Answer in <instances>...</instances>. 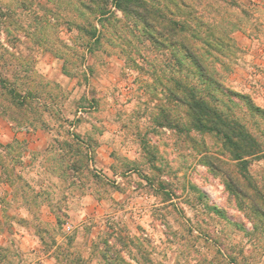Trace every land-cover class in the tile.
<instances>
[{"label":"rangeland","instance_id":"374dc122","mask_svg":"<svg viewBox=\"0 0 264 264\" xmlns=\"http://www.w3.org/2000/svg\"><path fill=\"white\" fill-rule=\"evenodd\" d=\"M135 1L119 2L147 5L157 30L187 18L180 0ZM188 1L222 40L189 46L213 66L214 105L264 148V118L236 95L264 110V0ZM116 2L0 0V117L54 140L40 200L53 214L3 207L0 264H264V151L241 164L191 126L155 83H199L191 60L171 67Z\"/></svg>","mask_w":264,"mask_h":264},{"label":"trees","instance_id":"16d2710c","mask_svg":"<svg viewBox=\"0 0 264 264\" xmlns=\"http://www.w3.org/2000/svg\"><path fill=\"white\" fill-rule=\"evenodd\" d=\"M117 1L116 6L120 10L126 13L130 12V14L131 12L137 14V18L143 24L141 35L145 36L147 41L149 40L154 44H158L159 46H156L157 48H162L170 54L174 61L171 67H176L181 64L177 56L179 52L184 57L191 60L195 67V74L198 79H202L199 83L188 79V75H185L184 78L168 77L172 86L164 85L160 79L155 81V83L165 90L174 101L181 102L187 107L191 118V126L199 132L213 133L221 137L223 143L230 149L233 156L238 159L241 164L247 163L246 160L243 159L244 157L260 156L264 148L259 138L252 132L247 131L245 125H242L239 121H236V119L233 120L225 117L217 110V107L213 103L216 100L213 90L219 89L221 86L215 78L213 66L205 65L201 62L196 52L189 48V46H196L193 42L199 39V37H202L205 44L208 46H214L215 43L222 42L219 36H216L208 29H206L207 31H205L204 34L199 32V28L206 25V22H204L200 14H197L195 4L188 0H180L181 5L188 8L187 18L178 21L174 20L172 26H168L169 28L165 27L167 29L162 28L157 30L150 17L152 11L147 5L142 6V9H140L141 4L137 2V4H132V6L126 8L119 2L120 0ZM129 1L130 0H125V2ZM135 2L136 1L133 0V3ZM103 11L102 8L101 12L104 13ZM170 14H172V11H170ZM163 18L165 17H161V19ZM157 35L160 38H164V40L157 38ZM187 70L188 74L192 73V70ZM199 84L201 86H199ZM205 89H208L206 93ZM236 95L240 96L248 111L253 115L264 118V110L256 106L248 96L238 93H236ZM0 164H4L1 156ZM216 211L219 213L218 210ZM56 220L57 223H59L58 216H56Z\"/></svg>","mask_w":264,"mask_h":264},{"label":"crops","instance_id":"0c3cea01","mask_svg":"<svg viewBox=\"0 0 264 264\" xmlns=\"http://www.w3.org/2000/svg\"><path fill=\"white\" fill-rule=\"evenodd\" d=\"M51 134V129L41 123L18 124L0 117V143L4 145L1 155L4 164H0V211L5 207L25 218L29 217L31 207L39 210L40 205L44 214H53L40 201L46 193L43 180L48 173L42 163L48 146L54 141Z\"/></svg>","mask_w":264,"mask_h":264}]
</instances>
